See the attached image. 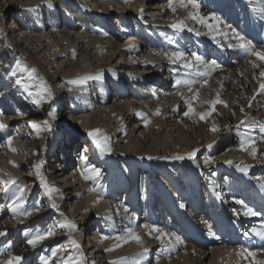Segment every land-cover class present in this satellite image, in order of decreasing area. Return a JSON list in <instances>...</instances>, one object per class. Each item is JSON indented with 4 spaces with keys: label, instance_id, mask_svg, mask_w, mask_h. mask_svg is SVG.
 I'll use <instances>...</instances> for the list:
<instances>
[{
    "label": "bare ground",
    "instance_id": "obj_1",
    "mask_svg": "<svg viewBox=\"0 0 264 264\" xmlns=\"http://www.w3.org/2000/svg\"><path fill=\"white\" fill-rule=\"evenodd\" d=\"M143 1L0 0V113H3L0 122L7 125L5 130L0 131V145H3L0 147V178L11 176L16 180V184L7 189L0 184V202L3 203L0 204V231L7 233L0 236V261L18 255L23 257L21 264H29L31 254L38 251L41 261L44 259L47 264H63L69 256L76 257L81 252L85 264H120L121 258H127L129 264L134 259H140L141 264H249L251 257L244 260L237 255L242 248L256 252V259L264 260V240L253 231H264V188L256 179L264 177V155H260L264 153V131L261 130L264 129V94L257 93L259 84L254 78L259 77L260 69H253L249 63L256 57L228 47L237 43L233 31L251 40L257 48L264 47V13L260 11L264 9V0H198L200 14L208 17L209 23H215L212 16H218L223 21L214 32L192 20L186 21L194 29L192 32L173 29L171 24L185 19L187 9L177 7V11L172 12L168 0H161L163 6L158 10L161 9L162 15L157 17L146 10V5L149 9L155 0H146L145 4ZM59 5H62L61 8H58ZM10 8L18 10L14 12L19 17L18 23L16 17V21L13 19V31L3 25L6 16L11 14ZM60 11L64 12V23L60 20ZM113 11L119 17L117 22L121 34L130 32L127 24L135 15L136 23L147 40L140 39L142 35L137 31L135 37H127L126 44H122L123 41L118 43V39L103 28L96 31L99 28L97 25L96 28L80 31L82 24L77 23L80 16L88 24L96 22L110 27L115 19L110 16ZM16 31L22 35L23 41L16 38ZM197 31L201 34L197 35ZM173 51H183L189 56L195 52L206 62L215 60L218 67L210 77H205L198 74L195 68L170 64L162 53ZM126 59L133 63L132 68L122 69L121 61ZM156 65L159 70L155 69ZM150 70L153 71V78L148 74ZM97 73H102L100 80H89L84 85L71 83L84 75ZM177 78L208 80L204 87L194 85V89L199 88L200 91V99L192 101L195 112L210 110V106L201 101L214 99L217 91H220V98L228 107L216 105L215 111L206 120L185 116L188 110L186 101L193 93L183 85L177 86ZM17 80L21 83L17 84ZM110 82L116 95H123L124 89L131 87L137 100L115 99L110 105ZM42 85L51 91L53 99H48ZM64 97L72 106L68 113L71 120L68 125L64 124L67 116L62 115ZM36 99H39V104L34 103ZM157 108L161 109L159 116L154 115ZM53 110L54 119L48 115ZM137 112L144 113L151 122L145 126L144 118L137 116ZM173 116L179 118V124L174 126ZM32 121L42 127L43 122L48 121L51 131H42L37 135L30 127ZM72 121L94 146L93 154L101 163H97L100 167L85 157L76 174L70 171L74 157L71 159L68 151L71 131L76 128H70ZM241 121L244 123L241 124ZM213 123L219 131L210 130ZM134 124L139 130L143 129L142 139H138L130 129ZM97 128L110 137L112 152L103 157L87 134ZM242 136L256 141V160L248 152L240 150ZM9 137L15 152L7 145ZM193 150H198L194 160L159 159L186 156ZM205 150L209 151L199 158ZM148 156L157 159L149 160ZM205 157H212L214 163L205 165ZM228 160H232L233 164L225 163ZM13 162L18 167H14ZM40 162L49 185L58 189L51 196L36 175L34 165ZM237 164L251 167L245 174L236 168ZM86 165L101 168L102 176L85 180L81 171ZM138 167L148 173L142 175L143 198L140 200L137 192L131 190V199L127 200V186L130 183L133 188L136 186L134 177L139 176ZM212 173L215 178L211 180L208 175ZM152 174H159L162 178L156 189L154 184L149 183ZM19 188H26L28 194L18 211L32 210L39 205L41 210L38 213L25 218L12 211L14 194ZM202 188L205 189L204 197ZM154 191L160 198V209L155 205ZM216 193L220 196L217 197ZM237 200L243 201V205L236 203ZM52 203L59 208H52ZM181 203L184 208L180 207ZM206 204L211 216L204 223L214 235L210 236L208 231V238L197 242L194 230L204 237L203 222L198 218L202 215L200 207ZM244 206L260 214L244 216ZM233 209L240 215L234 214ZM142 210L145 215L138 216ZM70 213L71 216L76 215V222ZM5 214L10 222L4 219ZM162 215L167 221L165 227L161 226ZM93 217L98 222L92 223ZM200 218L206 219L205 216ZM65 219L76 224L77 230L69 233L67 228H60L59 224ZM12 223L22 226L27 231L26 236H16L10 228ZM80 224L86 229L84 234ZM144 225H155L166 232H174L184 243L175 245V251L165 253L164 244L155 239L157 234L149 236ZM50 228L56 235L35 248L27 244L32 235L45 233ZM127 228H133L143 244L129 241L113 251H105L119 242L115 239L101 240V237L121 235ZM91 234L94 235L93 243ZM58 238L60 241L52 247L51 242ZM70 240H75L79 249ZM159 246L162 249L156 251L157 258L150 262V256ZM144 247H147L148 253L141 256ZM53 251H56L55 256ZM95 256L99 258L98 263L94 260ZM44 261L39 263L38 259L37 264H45Z\"/></svg>",
    "mask_w": 264,
    "mask_h": 264
},
{
    "label": "snow or ice",
    "instance_id": "obj_2",
    "mask_svg": "<svg viewBox=\"0 0 264 264\" xmlns=\"http://www.w3.org/2000/svg\"><path fill=\"white\" fill-rule=\"evenodd\" d=\"M127 3L128 0H125ZM168 7L171 9L172 12L177 11V7L187 9V15L185 19L179 20L173 24H171V27L173 29H176L178 31H184L187 29L189 32L194 31L192 27H190L186 21L187 20H192L195 21L196 23L205 25L208 29L209 32H214L217 31L219 28V25L223 23L220 17L218 16H212L211 19L215 21V23H209L208 17L202 16L200 14V4L198 3V0H168ZM143 9H141V12ZM262 13H264V9L260 10ZM197 35H200V32H196ZM233 35L235 36L237 43L236 44H229L228 47L230 48H238L241 51L245 52L247 55L256 57L255 60H250L249 63L251 64L253 69H260L259 72V77H254L258 80L259 88L257 90L258 94H264V67H262V64H264V47L257 48L255 44L252 43L251 40L245 39V37L241 36L239 33H236L233 31ZM213 40H215V36L212 37ZM162 55L169 61L170 64H182L184 68H195L196 72L200 75H203L205 77H210L211 73L218 67L216 64V61L213 60L211 62H206L204 61L201 56H199L197 53L192 52L189 55H186L183 51H173V52H163ZM201 66L203 67V71H201ZM35 72V69L32 70ZM175 72V69H173ZM102 78V73H97L96 75H84L82 77H79L77 79H74L71 81L72 84L75 85H84L86 84L89 80H100ZM17 84H20L21 81L17 80ZM175 84L177 86L183 85L189 92H192L193 95L192 97L186 101L188 105V110L184 113L185 116H196L199 117L200 120H206L208 117L212 115V113L216 109V105L221 104L224 107H228L227 103L220 98V91L216 92L215 98L214 99H209V100H204L201 101L203 104H207L210 106V110L204 111V112H195V110L192 107V101L193 100H199L200 99V91L199 88L194 89V85L199 84L200 87H204L208 84V80L204 79L203 81H198L196 79H184V78H177L175 80ZM42 89L44 92L47 93V97L49 100L53 99V95L50 90L47 89L46 85H42ZM223 89V84L221 83V90ZM71 91V89H70ZM29 95H32L29 93ZM182 95V93H181ZM37 96H40V93H37ZM255 99V97H253ZM39 99L34 100V103L39 104ZM251 106V103L249 104ZM241 111L243 112L244 109L241 108ZM3 113H0V116H2ZM50 117L53 119L55 118V110L50 111L48 113ZM137 116H140L144 118V124L147 126L151 121L145 116L144 113L142 112H137ZM154 115L159 116L161 115V109L157 108ZM244 121H241V124H243ZM30 127L34 129L37 133V135L40 134L42 131H51V126L48 124V121L43 122V127L40 123H37L35 121L30 122ZM7 128V125L4 124L3 122H0V131H3ZM213 132L219 131L218 126L213 123L212 128L210 129ZM264 131V129H261ZM88 136L91 138L93 144L96 146V148L99 150V154L101 157L108 155L112 152L111 144H110V137L107 136L102 132L101 129H93L88 131ZM7 145L9 149L13 152L16 151L15 148L12 147V138L9 137L7 140ZM3 145H0L2 147ZM211 147V145H209ZM240 150L248 152L249 155L256 160L258 157V148L256 141L250 137H241L240 140ZM198 150H193L192 152L188 153L186 156L185 155H174L171 157H159V159H172V160H184L185 158L189 160H194L196 157V152ZM260 155H264V153H260ZM86 158L81 156V160H85ZM147 159L152 160V159H157V157H152L148 156ZM214 163V160L212 157H205L204 158V164L205 165H210ZM225 163L232 165L233 161L228 160ZM14 167H18V165H15L13 162ZM236 168L247 174L250 165H245L241 167L240 164L235 165ZM35 170H36V175L40 180V183L43 185L45 188L46 192L48 193L49 196H51L53 193L58 192V189L52 187L49 185L47 178L45 175L42 173L41 168H42V162L37 163L34 165ZM199 167V165H197ZM81 175L85 180H95L99 177L102 176V172L99 168H96L91 165H86L83 170L81 171ZM260 184L261 188H264V177H257L256 178ZM0 184H2L5 189H7L10 185L16 184V180L14 177L8 176L7 179L0 178ZM95 189H90V191H94ZM215 190V188H213ZM27 189L26 188H19V190L14 194V200L12 203V211L16 213L17 215H23L25 218L30 217L33 215L34 212H39L41 209L39 205L35 206L32 210H26V211H18L21 206L24 203V199L27 195ZM217 197L220 196L219 193H216ZM99 202V201H97ZM236 203L243 205V201L237 200ZM52 208L58 209L59 206L55 203H52L50 205ZM181 208H184L185 205L183 203L180 204ZM125 212L128 211L127 208L124 209ZM234 214L240 215L239 212H237L235 209H233ZM260 213L257 211L253 210L250 207L244 206L243 210V215L244 216H257ZM60 228H67L69 230V233L72 231L77 230V225L68 221L65 219L63 223L59 224ZM146 229H148V235L151 236L153 233H156L157 235L155 236V239L159 240L162 244H164V252L167 253L168 251H175V245L177 244H183L184 241L181 239L180 236L176 235L174 232H166L163 228L157 227L155 225L149 226V225H144ZM255 235L259 236L261 240H264V231H257L253 230ZM7 233L4 231H0V236H5ZM56 235V232L53 229H49L45 233H37L35 235H32L31 238L27 240V244L30 245L31 247L35 248L38 245L42 244L45 240L48 238ZM209 235H214L211 231H209ZM247 236L248 233H245ZM106 239H115L119 243L115 244L114 247L105 249V251H113L115 248H118L122 246L124 243H128L129 241H135L138 244H143L142 238L133 230V228H127L125 229L124 233L121 235H116L115 237H109V236H103L101 237V240H106ZM174 242V243H173ZM70 243L77 249H79V244L75 240H70ZM148 253L147 247L143 248V252L141 253V256L146 255ZM53 256L56 255V251H53L52 253ZM237 255L242 257L244 260H248L249 257L252 258L251 261H249V264H264V260L256 259L257 253L250 251L248 249H240L237 252ZM23 257L15 255V256H9L7 260L0 261V264H21ZM47 264V261L45 262ZM63 264H85V259L83 256V253L81 252L78 256L73 257L69 256ZM120 264H129L127 258H121ZM130 264H141L140 259H134L130 262Z\"/></svg>",
    "mask_w": 264,
    "mask_h": 264
},
{
    "label": "rangeland",
    "instance_id": "obj_3",
    "mask_svg": "<svg viewBox=\"0 0 264 264\" xmlns=\"http://www.w3.org/2000/svg\"><path fill=\"white\" fill-rule=\"evenodd\" d=\"M146 3V0H144L143 1V3ZM149 2V1H148ZM89 3V2H88ZM144 3V4H145ZM163 2H161V0H155L154 2L152 1V4H151V6L149 7V9H147V5H146V10L147 11H149V13H151V14H155L157 17H160L161 15H162V11H160L161 9H159L158 10V8L159 7H162L163 5ZM90 4V3H89ZM160 4V5H159ZM154 5H156V6H158L157 8H156V6H154ZM61 6L62 5H59V7L58 8H61ZM153 8V9H152ZM156 8V9H155ZM16 9H14V8H10V11H11V14H9V15H7L6 16V19H4V22H3V25H4V27H10V30H12L13 31V29L15 28V26L13 25L14 24V21L11 19V17H13L14 19H15V17L17 16V15H15V11ZM16 11H18V10H16ZM75 12V11H74ZM115 11H113V13H111L110 14V16L112 15L113 16V25H112V23L110 22V21H108V20H104V21H107L106 23L110 26V25H112V26H110V27H106V25L105 24H97L96 22H93L92 24H88V23H86V21L85 20H83L84 18L82 17V16H80L79 17V19H78V21H77V23H79L80 22V24H82V27H81V25H80V31H83V28H86L87 30H88V28H96V25L100 28H98V29H96V31H100L102 28H103V30H106V32H108V33H110L112 36H114V39L116 38V39H118V43L119 42H121V41H123V42H121L122 44L123 43H127V39L129 38L130 39V37H135V34H136V32L138 31L141 35H142V38H140V39H143V40H147L146 38H145V35L143 34V32H141L140 31V28L141 27H139L138 26V24L136 23V20H135V18H136V16L135 15H132L131 17H130V22H129V24H127V25H129V28L128 29H130V32L129 33H122L121 34V32H120V29H119V22H117V19H119V17H117V16H115V13H114ZM114 14V15H113ZM17 18V17H16ZM19 18V17H18ZM60 20H62V23H64L65 22V16H64V12L63 13H61V11H60ZM88 22H91V21H88ZM110 22V23H109ZM12 23V24H11ZM89 26V27H88ZM118 27V28H117ZM111 31V32H110ZM132 32H134V33H132ZM120 33V34H119ZM16 36L18 35V32L16 31V34H15ZM120 35V36H119ZM128 37V38H127ZM16 38H18V39H20V40H22V35H18V37H16ZM121 40H120V39ZM128 39V40H129ZM24 40V39H23ZM22 40V41H23ZM83 39H81V41H82ZM125 41V42H124ZM139 41V40H138ZM125 44H124V46H125ZM86 46V45H85ZM30 48H32V47H30ZM128 59V58H127ZM122 60L121 61V63H122V69L123 68H125V67H129L128 69H130V67L133 65V63L131 62L130 63V61L129 60ZM133 61H135V60H133ZM117 62V61H116ZM120 63V64H121ZM126 63V64H125ZM123 64H125L124 66H123ZM128 64V65H127ZM132 64V65H131ZM121 66V65H120ZM132 68V67H131ZM155 69L156 70H159V68H158V66L156 65V67H155ZM154 69V71H156ZM126 71H128V70H126ZM151 72H149L148 74L150 75V77L152 76V78H153V74H152V70H150ZM51 72H53L52 70H51ZM148 75V76H149ZM152 80H154V79H152ZM172 80H173V78H172ZM172 83V82H171ZM110 85H111V88H110ZM109 88H110V90H109ZM128 88V89H127ZM126 89H124V94L122 95L121 94V96L120 95H116L115 93V90L113 89V84L110 82V84H109V86H108V92H110V94H112V97H110V105H111V103H113L114 102V100L115 99H121L122 101H124V100H126L127 98H130V99H135V100H137L136 99V96H135V93L132 91V89H131V87H127ZM125 92H127L126 94H125ZM118 94V93H117ZM61 96H62V93H61ZM120 96V97H119ZM123 98V99H122ZM62 102H64L63 104H64V107L65 108H63V111H62V115L65 117V115L67 116L66 117V119H68V120H64V124H66V125H68V123L67 122H71V120H69V116H68V113H69V111H70V109H71V105L69 104V102H68V99H67V97H64V98H62ZM101 103V102H100ZM0 105H1V103H0ZM144 107V106H143ZM182 115H183V113H182ZM161 117V116H160ZM175 119V120H174ZM178 119V120H177ZM165 120H166V118H165ZM174 121L176 122V123H174ZM168 122H169V119H168ZM179 122V118H177L176 116H173V126L176 124H179L178 123ZM181 123L180 124H182V122H183V120L182 121H180ZM76 123L74 122V121H72V123H71V126H70V128H72V127H76V128H73L75 131H71L72 132V136H71V139H70V146H69V151L68 152H70V157H71V159H72V161L74 162V164L72 165V167L71 168H69L70 169V171L72 172V173H77V171H78V169H79V167H80V165H81V156H83V157H87L88 158V160L90 161V162H95V164L98 166V164H101L100 162H97V157L96 156H94V154H93V152H95V150H94V146L92 145V144H90V140L87 138V136H85L84 135V133H83V131L79 128V126L76 124ZM130 129H132L133 131H134V134L138 137V139H142L143 138V136H142V134H141V130H143L142 128H140V130H139V127L138 126H136V124H134V125H131L130 126ZM139 130V131H138ZM217 147V146H216ZM91 149H93L94 151H91ZM81 151V152H80ZM209 150H205L204 151V153L199 157V158H201V157H203V156H205V154L208 152ZM80 152V153H79ZM215 152H217L216 150H215ZM221 160H223V159H221ZM98 163V164H97ZM98 167H100V165L98 166ZM99 169H101V168H99ZM138 169V174H139V176H137V177H134V179H136V186L133 188V184H129V186H127V188H128V191H126L127 192V195H129L128 197H127V200H130L131 199V197H130V193H129V191H131V190H133V192L135 193V192H137V196H138V198H140V200H142V198H143V191H142V187H143V185H144V182L142 181L143 179H144V176H142L143 174H148L147 173V171H143L144 169H141L140 167H138L137 168ZM143 171V172H142ZM201 176H203V175H201ZM212 176V177H211ZM150 177H152V179L151 180H149V183L150 184H154V189H156V188H158V184L161 182L162 183V178H159L160 177V175L159 174H152ZM149 177V178H150ZM208 177H210L211 178V180L212 179H214L215 178V174L214 173H212V174H210V176L208 175ZM153 178H156V179H160V181L159 180H156V181H154L153 180ZM202 178V177H201ZM160 183V184H161ZM145 185H146V183H145ZM149 186V185H148ZM147 186V187H148ZM137 187H138V189H137ZM149 188V187H148ZM206 189H207V186H206ZM155 192V200H156V203H155V205H156V207H157V209H160V204H159V199L160 198H158V195H157V193H156V191H154ZM209 192V191H208ZM121 193H125V192H121ZM205 194V189L204 188H202V195H203V197L205 196L204 195ZM123 196H125L124 194L122 195V198H123ZM0 197H1V193H0ZM145 197L147 198V193H146V195H145ZM0 204L1 205H3V203L2 202H0ZM202 204H203V201H202ZM207 204L206 205H204L203 207H200L201 208V210H200V213L202 214L201 216H205L206 217V219L205 220H202L200 217L198 218V220H200V222H205L206 220H209V217L211 216L210 215V211H209V209H207ZM186 209L187 210H189L190 209V207L189 206H187L186 207ZM70 210V207L68 206V208H67V211H69ZM183 213H185V210L183 211ZM145 215V212L142 210V212L141 211H139V215L138 216H144ZM5 217H4V219H8V221L10 220V218L8 217V216H6V214L4 215ZM8 217V218H7ZM70 217L71 218H73V221H75L76 222V215L75 216H71V213H70ZM92 220V223L93 222H98V220L95 218V217H93V219H91ZM161 226H163V227H165L166 226V224H167V221H166V219H165V216L164 215H162L161 216ZM10 222V221H9ZM202 223V227H204V230H202V232L204 233V237H202L201 235H199L198 234V232L196 231V230H194V233H196V235L194 236L195 237V240L198 242V241H202V240H205V239H207L208 238V231H209V227L208 226H205V224L206 223H204L203 224ZM49 225H50V223H49ZM181 225H179V227H180ZM182 227V226H181ZM11 229H13V232L16 234V236H26V234H27V231H25L24 230V228H22V226H20L18 223H12V225H11V227H10ZM80 228H83V234L85 233V231H86V229H84V227H83V225H81L80 224ZM94 229H95V227H93ZM184 227H182V229H183ZM17 232V233H16ZM25 232V233H24ZM193 234V233H192ZM194 235V234H193ZM93 234H91L90 235V237H91V240H92V242L91 243H93V241H94V238H93ZM87 238H88V235H87ZM224 239H228V237H224ZM60 241V238H58V239H56V240H53L52 242H51V245H52V247H54L55 245H56V243L57 242H59ZM85 244H87V240L85 241V243H84V246H85ZM216 246V245H215ZM162 246H159L158 248H156V250L152 253V255L150 256V259H149V261L151 262H153V261H155V259L157 258L156 256H157V253H156V251H160L162 248H161ZM205 250V249H204ZM49 252V251H48ZM209 252V251H208ZM40 252H33L32 254H31V257H30V259H29V264H37L38 263V259H39V261L40 262H42V261H44V259H42V261H41V258L39 257V254ZM45 256V255H44ZM174 256V255H173ZM209 257V256H208ZM208 257H206V259H205V262L207 261V259H208ZM94 260L96 261V263H98L99 262V258L98 257H94ZM165 260V259H164ZM91 261V260H90ZM163 261V260H162ZM39 262V263H40ZM45 262V261H44ZM170 264V263H169Z\"/></svg>",
    "mask_w": 264,
    "mask_h": 264
}]
</instances>
